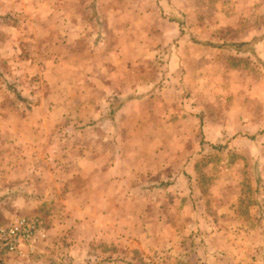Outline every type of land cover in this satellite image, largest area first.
<instances>
[{
  "label": "rangeland",
  "instance_id": "1",
  "mask_svg": "<svg viewBox=\"0 0 264 264\" xmlns=\"http://www.w3.org/2000/svg\"><path fill=\"white\" fill-rule=\"evenodd\" d=\"M69 4L80 39L0 58V225L33 215L45 225L20 264H264V0ZM231 41H249L262 63L219 46ZM116 91L131 98L117 118L122 146L159 125L180 148L166 185L148 171L96 191L116 149L99 136ZM130 157L134 173L151 155L139 146Z\"/></svg>",
  "mask_w": 264,
  "mask_h": 264
},
{
  "label": "crops",
  "instance_id": "2",
  "mask_svg": "<svg viewBox=\"0 0 264 264\" xmlns=\"http://www.w3.org/2000/svg\"><path fill=\"white\" fill-rule=\"evenodd\" d=\"M71 1L72 0H0V58L19 56L28 57L27 54L31 56L38 55L37 53H41L40 50L43 49L42 42L44 40H49V37H52L58 41L66 39L67 43L75 41L76 38L80 39L82 37L81 35L75 38L73 37L75 33L73 26L79 25L80 22L77 21V24L75 22L76 20L74 17L77 7L74 6V8H72L73 6L69 4ZM90 24L91 26H94L93 23L90 22ZM28 59V61H30L31 58ZM131 72L135 73L133 70H131ZM90 74L92 75L93 72L90 71ZM91 80L94 81L95 79L92 78ZM115 82L116 80L114 83ZM115 96L124 99V106L128 105L126 104L125 99H131L130 97L126 98V95L117 93V91L116 93L113 92V95L110 98ZM40 105H42V103H40ZM121 109L118 110L114 115V123L103 116L100 118V120L104 122L107 127L106 133L104 131L102 135H99L100 138H102L103 141L108 139L110 147L115 145L113 148L116 149L114 155H110L112 154L111 152L106 157L105 160L107 162H105V160L103 162H99L100 167L94 175V177H96L98 180L94 185L99 186L98 190L96 191L101 194H111L112 192L117 193L120 191L119 188L124 183L120 181V177L124 178L123 176L126 174L127 178L128 175H130L129 179L136 178L137 175H139V178H141L142 175L147 178L146 174L148 171L150 172L149 179L151 178L152 180H161L164 182L162 185H166V181L171 179L170 174L172 168L170 159H168V155H170V152H172V155L179 156L180 154L177 152H180V148L174 149L173 151L170 150V144L167 142V137H169L168 132L165 128L159 125H155L152 136L149 135V139L146 142L143 140L145 137H140L142 140L135 139L134 131H132L130 132V136H128L130 137V140L122 146V141L120 142V140H118L117 132V118L122 114ZM156 121L165 122V118L164 116H157ZM107 124H110V126H107ZM182 137L186 138V135L182 134ZM138 145L143 147L146 146L151 157L148 165H142L136 161L135 164L137 165L135 168L137 169L134 173H131L130 163H132L133 160L130 157V153H133L134 149L139 148ZM122 148L124 149V152L120 154L119 150ZM98 152L105 153L106 149L100 145ZM182 154L184 161H186L188 156L192 153L185 152ZM127 163L130 164L129 167L126 166ZM177 170L178 166L174 167L172 172ZM177 179H179V177H177ZM128 183L132 185L134 184L133 181H128ZM152 183H156V181H152ZM111 189L113 190L112 192ZM99 202L105 203L103 200ZM92 207L94 206H92L91 202L90 209ZM103 207L104 206L101 207V210H103ZM88 213L90 216L91 211L89 210ZM4 254L16 258L18 264H20V262L28 261L23 257L22 253L13 254L6 252ZM225 260L229 261V259L220 258L216 262L213 261L212 264H226L227 261ZM251 262H253L251 258H247L245 261L243 260L240 263L239 257L235 259L234 257H231L230 262L228 263L251 264ZM0 264H9L7 263V258L4 257V259H0Z\"/></svg>",
  "mask_w": 264,
  "mask_h": 264
},
{
  "label": "built area",
  "instance_id": "3",
  "mask_svg": "<svg viewBox=\"0 0 264 264\" xmlns=\"http://www.w3.org/2000/svg\"><path fill=\"white\" fill-rule=\"evenodd\" d=\"M44 232L45 225L40 216H18L0 225V249L13 254H21L23 248L32 251Z\"/></svg>",
  "mask_w": 264,
  "mask_h": 264
},
{
  "label": "trees",
  "instance_id": "4",
  "mask_svg": "<svg viewBox=\"0 0 264 264\" xmlns=\"http://www.w3.org/2000/svg\"><path fill=\"white\" fill-rule=\"evenodd\" d=\"M195 41L198 42L197 40ZM205 44L210 45V46H216V43H212V42H206ZM247 44H248V47H243ZM249 44H250L249 41H241V42L231 41L227 43H221V45L219 46L221 47L226 46L228 49H231L237 52H252V55L256 58V60L262 63V60L257 56L255 50H253L252 47H249ZM21 99L25 100V98H21ZM111 99L112 100L109 103L108 111L104 117L109 119L112 123H114V115L123 106L124 99H121L116 96L112 97Z\"/></svg>",
  "mask_w": 264,
  "mask_h": 264
}]
</instances>
